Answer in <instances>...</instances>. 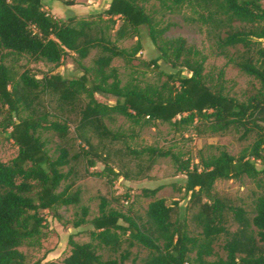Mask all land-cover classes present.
<instances>
[{"label": "trees", "instance_id": "1", "mask_svg": "<svg viewBox=\"0 0 264 264\" xmlns=\"http://www.w3.org/2000/svg\"><path fill=\"white\" fill-rule=\"evenodd\" d=\"M60 1L73 5L71 0ZM144 1L111 0L94 18L63 20L45 10V0H0L1 61L9 52L59 66L71 54L82 69L74 78L51 71L38 77L30 69L18 72L0 62V112L7 114L4 129L10 130L9 139L18 148L15 158L0 162V264H27L20 249L38 244L43 237L47 220L42 212L58 218L61 208L81 204L78 165H85L89 174L103 163L104 170L96 176L114 181L123 177L110 167L121 152L112 146L123 138L107 126L119 116L136 124L162 122L178 129L197 122L206 124L213 135L234 130L241 133L242 141L251 136L255 141L238 158L222 148L218 155L202 157L199 165L182 162L170 150L126 147L138 178L145 168L150 172L157 159H172L185 175L180 190L190 199L191 220L199 233L189 234L178 203L169 205L157 198L163 187L143 190L142 196L151 199L144 215L111 209L101 197L99 214L90 221V241L77 243L70 238V252L62 262L37 264H125L135 248L147 253L139 259L141 264H264V0H168L173 7L191 9L195 20L207 28L217 54L255 81L244 102L208 84L204 57L184 38L158 45L167 28L159 29ZM118 22V38L129 31L138 39L131 51L112 40ZM143 27L160 52L151 64L158 67L162 59L174 70L161 87L123 86L112 66L117 58L132 64L142 50ZM93 51H97L96 81L82 65ZM96 94L116 101L100 103ZM52 142L54 156L48 149ZM118 165L124 167L121 161ZM124 178L129 179L127 172ZM243 178L263 188L253 199L252 215L214 192L220 180ZM88 216V208L82 207L74 228L85 225ZM230 221L237 226L235 231L228 227ZM222 239L225 257L208 260L216 257L215 246Z\"/></svg>", "mask_w": 264, "mask_h": 264}, {"label": "rangeland", "instance_id": "2", "mask_svg": "<svg viewBox=\"0 0 264 264\" xmlns=\"http://www.w3.org/2000/svg\"><path fill=\"white\" fill-rule=\"evenodd\" d=\"M72 6H67L60 0H45L44 8L57 19L66 20L69 17L78 19L94 18L107 9L111 0H71ZM144 5L147 11L154 16L159 29L167 30L158 40V45L182 37L189 46L200 51L205 59V74L208 84L222 90L224 94L233 97L241 102L246 100V91L249 85L255 81L242 74L236 67L228 63V60L217 54L213 42L208 38L207 28L197 22L194 12L186 7H173L168 0H145ZM118 22L115 30L111 32L112 40L120 47L129 51L137 45V38H132L130 32H126L124 38H118L116 32L119 30ZM142 50L137 54L132 64L127 65L124 60L117 58L112 66L119 72L122 85H138L146 87L164 86L167 82V75L174 73L169 64L162 59L158 62V67L151 64L152 60L160 57L158 46L154 45L148 29L143 27L139 31ZM97 51H93L88 59L82 62L87 68L93 80L94 59ZM3 62L6 66L23 72L30 69L38 77L45 72L59 73L67 78L78 77L82 74L74 55H68L59 65L45 62H32L29 58L16 56L9 52H4ZM96 99L103 104L113 105L115 99L109 95H95ZM1 109V107H0ZM7 114L0 112V162L7 163L16 157L18 148L9 139L10 130H5ZM110 130L122 135L123 142L115 144L112 149L120 150V155L110 164V167L117 172H121L118 181L111 177H98L95 174L104 170L103 163L86 172L85 165L77 166L76 187L82 191V202L77 207L61 208L59 217L53 218L47 211L42 212L46 218V229L38 244H26L20 250L26 255L27 264H37L40 262H62L69 255V239L72 238L77 243H87L90 241L89 232L91 230L90 221L98 216L101 197H105L111 209H115L128 215H144L151 199L142 196L144 189H154L163 187L157 198H163L169 205L179 204V216L188 223V231L191 235H197L199 229L191 220L193 210L189 202V197L181 191V185L185 180V175L177 171V166L171 158H159L156 160L150 172L145 168L143 176L137 177L138 168L133 158H130L126 147L140 151L145 147H155L163 150H170L175 153L182 162L190 161L192 165H199L200 159L210 158L218 155L219 149L227 150L232 156L238 158L243 151L249 148L255 141L251 136L248 140H241V133L234 130L213 135L206 128V124L197 123L193 126H182L176 128L172 124L155 122L151 124H136L124 117H116L114 121L107 122ZM74 129H72V133ZM74 136V135H73ZM52 156L55 154V144L52 142L49 147ZM127 155V156H126ZM126 156V157H125ZM120 161L122 166L118 165ZM146 164H144L145 166ZM259 168L262 164L258 163ZM128 173L129 179L124 175ZM93 173V174H92ZM264 186V182H263ZM263 191L257 183L248 178L241 180H220L215 184L214 192L225 200H231L237 205L244 206L251 215L253 214L252 204L256 195ZM129 196V198H126ZM86 207L89 210L87 223L80 228H74V222L81 217V209ZM228 227L235 231L237 226L230 221ZM223 239L215 246L216 257L208 260H216L217 257H225L222 249ZM104 258L107 254L101 252ZM132 258L125 264H141L142 259L147 254L144 249H133ZM136 258V261H133Z\"/></svg>", "mask_w": 264, "mask_h": 264}, {"label": "crops", "instance_id": "3", "mask_svg": "<svg viewBox=\"0 0 264 264\" xmlns=\"http://www.w3.org/2000/svg\"><path fill=\"white\" fill-rule=\"evenodd\" d=\"M110 2H111V1H110ZM109 4H110V3H109ZM109 4H108V7H109ZM108 7H107V8H108Z\"/></svg>", "mask_w": 264, "mask_h": 264}]
</instances>
